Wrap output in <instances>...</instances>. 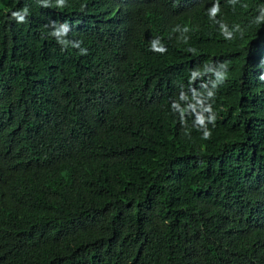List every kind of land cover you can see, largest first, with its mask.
Returning <instances> with one entry per match:
<instances>
[{
    "label": "trees",
    "instance_id": "16d2710c",
    "mask_svg": "<svg viewBox=\"0 0 264 264\" xmlns=\"http://www.w3.org/2000/svg\"><path fill=\"white\" fill-rule=\"evenodd\" d=\"M0 4V264H264V0Z\"/></svg>",
    "mask_w": 264,
    "mask_h": 264
},
{
    "label": "rangeland",
    "instance_id": "374dc122",
    "mask_svg": "<svg viewBox=\"0 0 264 264\" xmlns=\"http://www.w3.org/2000/svg\"><path fill=\"white\" fill-rule=\"evenodd\" d=\"M2 4V3H1ZM1 4H0V6H1Z\"/></svg>",
    "mask_w": 264,
    "mask_h": 264
}]
</instances>
